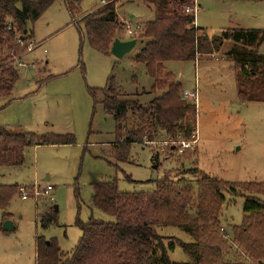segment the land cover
Listing matches in <instances>:
<instances>
[{"label":"rangeland","instance_id":"374dc122","mask_svg":"<svg viewBox=\"0 0 264 264\" xmlns=\"http://www.w3.org/2000/svg\"><path fill=\"white\" fill-rule=\"evenodd\" d=\"M83 1L80 7L74 6L72 13L64 2H57L38 21L29 24L38 45L35 50H28V41L16 30L18 41H23L17 44L24 51L16 55L5 47L1 56L19 71L20 79L11 95L0 99V125L21 127L37 135L71 134L76 144L31 147L26 150L23 167L0 168V185L18 184L29 196L23 200L19 190L7 210H0V264H36L39 238L55 239L64 262L82 237L77 219L113 221L92 208L94 182L115 181L122 193H152L167 173L174 175L176 181L184 178L193 183L199 173L232 184L264 183V102H243L239 98L237 72L225 50L195 62L166 65L167 72L174 73L183 91L198 89L197 143L194 149L185 152L190 153L189 157L185 159V153L171 150L162 153L160 145L132 144L120 150L118 160L115 152L120 148L114 118L105 113L100 103L104 99L102 91L94 95L98 101L95 104L90 89H104L113 79L122 100L138 101L142 107H148L161 92H153L156 80L136 61L146 39L139 40L134 51L122 59L111 51L108 55L99 53L82 40L76 23L104 6L101 0ZM116 3L124 31L127 24L142 29L155 19V9L144 0H116ZM196 4L197 26L210 37L221 35L226 28L264 30V0H196ZM140 35L137 31L135 38ZM120 38L134 39L125 33ZM259 52L264 55V44ZM19 60L28 67H18ZM46 78L49 81L40 86V80ZM182 99L189 104L194 102L183 96ZM129 119L135 121L132 111ZM166 137L161 133L157 141H165ZM189 170L198 174H185ZM48 185L54 189L51 196H36ZM224 196L225 225L241 226L247 198L227 192ZM259 198L264 204V197ZM55 211L57 224L43 228L41 217ZM6 222L11 223L12 230H4ZM228 231L229 228L226 234ZM156 232L166 237V245L193 241L178 228L157 227ZM226 239L229 241L230 237ZM236 249L233 246L225 252V261L249 264ZM169 254L175 262L188 259L178 245Z\"/></svg>","mask_w":264,"mask_h":264},{"label":"trees","instance_id":"16d2710c","mask_svg":"<svg viewBox=\"0 0 264 264\" xmlns=\"http://www.w3.org/2000/svg\"><path fill=\"white\" fill-rule=\"evenodd\" d=\"M57 2H64L72 13L74 6L80 7L83 0H0V99L10 96L20 79L19 71L1 58L4 48L21 54L24 50L17 44L16 30L22 33L25 42L33 39L29 24L38 21ZM144 2L155 9L156 16L140 30L137 39H146L147 43L136 61L156 80L153 92L161 95L148 107H142L138 101L122 100L113 79L104 89H90L92 96L102 91L104 99L100 103L105 113L114 118L120 148L115 152L118 160L120 150L132 144L147 146L146 142L159 140L161 133L188 140L196 131L197 106L182 99V84L175 80L174 73L167 72L168 63L195 62L204 56H214L231 42L225 54L237 72L239 98L243 102H264V55L259 52L264 44V30L226 28L221 35L210 37L206 30L193 24L196 16L185 14L186 7L193 5L192 0ZM116 8V0H109L76 23L82 40L105 55L110 54L114 40L126 34ZM50 78L40 80L39 85ZM94 99L97 104L95 96ZM130 111L135 121L129 119ZM74 144L76 139L71 134L37 135L21 127L0 125V168L23 167L26 150L31 147ZM189 154H184L185 159ZM185 174L196 176L198 172L189 170ZM173 176L167 173L152 193H122L115 181L92 183V208L113 221L77 219L82 237L64 262L55 239L39 238L36 264H228L225 252L233 246L249 264H264V204L259 198L264 197V183L232 184L202 173L193 183L184 178L176 181ZM19 189V185H0L1 211L7 210ZM225 192L247 198L241 226L225 225L222 216ZM247 192L253 194L247 196ZM57 222L56 211L41 217L45 229ZM157 227L178 228L193 241L166 245V237L157 234ZM223 230L225 233L221 234ZM175 245L183 250L187 261L179 263L171 259L169 253Z\"/></svg>","mask_w":264,"mask_h":264},{"label":"built area","instance_id":"2783aa9c","mask_svg":"<svg viewBox=\"0 0 264 264\" xmlns=\"http://www.w3.org/2000/svg\"><path fill=\"white\" fill-rule=\"evenodd\" d=\"M192 1H193V5L186 7L185 13L188 14V15L196 16L197 11H198L196 0H192ZM101 2L103 4H105L107 2V0H101ZM193 24L195 26H197L196 19L193 22ZM140 30H141L140 26L133 27V26H130L128 24L125 26L126 34L128 36H130V37H133V38L136 37L135 36L136 32L140 31ZM18 44H23V41L19 40ZM37 46L38 45L35 42V40L30 39L28 41V50L30 52L33 51V49L35 50V48H37ZM17 66L20 67V68H27L28 64L23 63L22 60H19L17 62ZM182 96L187 101H189V100L192 101L193 100L194 101L193 103L196 105L197 102H198V89L196 88L195 91L184 90L183 93H182ZM190 139L191 140H186V139H184L182 137L174 138V137L168 136V137H166L165 141H162L160 143L158 141H155V142H146L145 144L147 146L148 145H157V146L160 145L159 151L162 152V153H166L165 150H171L172 152H178L179 154H184L187 150L195 148V145L197 143V132H194ZM19 190H21V192L23 194L22 199L23 200H27L29 198V196L25 193V189L21 188ZM53 190H54L53 187L51 185H48L45 189H43V191L41 193L37 192L36 196H43V197L51 196L52 193H53Z\"/></svg>","mask_w":264,"mask_h":264},{"label":"water","instance_id":"95a60500","mask_svg":"<svg viewBox=\"0 0 264 264\" xmlns=\"http://www.w3.org/2000/svg\"><path fill=\"white\" fill-rule=\"evenodd\" d=\"M139 40L137 38L130 40H123L121 38H116L111 47V54L118 59L124 58L127 54L134 51L137 47ZM57 210V209H56ZM12 225L10 222H6L4 225L5 231L12 230Z\"/></svg>","mask_w":264,"mask_h":264},{"label":"crops","instance_id":"0c3cea01","mask_svg":"<svg viewBox=\"0 0 264 264\" xmlns=\"http://www.w3.org/2000/svg\"><path fill=\"white\" fill-rule=\"evenodd\" d=\"M84 2V1H83ZM33 36H35V34H34V31H33ZM41 44V43H40ZM229 45V46H228ZM225 46H227V48L225 47ZM225 46L223 47V49H222V51L221 52H224V50H225V53L229 50V47H231L232 46V43L231 42H227L226 44H225ZM175 77V76H174ZM175 80L177 81V79L175 78ZM18 185V184H17Z\"/></svg>","mask_w":264,"mask_h":264}]
</instances>
